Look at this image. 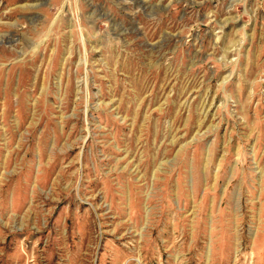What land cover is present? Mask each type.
Wrapping results in <instances>:
<instances>
[{"label": "rangeland", "instance_id": "374dc122", "mask_svg": "<svg viewBox=\"0 0 264 264\" xmlns=\"http://www.w3.org/2000/svg\"><path fill=\"white\" fill-rule=\"evenodd\" d=\"M0 264H264V0H0Z\"/></svg>", "mask_w": 264, "mask_h": 264}]
</instances>
